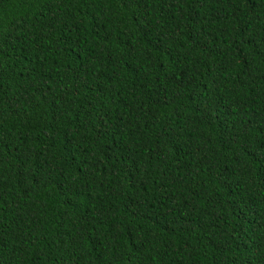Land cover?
<instances>
[{
	"label": "trees",
	"instance_id": "trees-1",
	"mask_svg": "<svg viewBox=\"0 0 264 264\" xmlns=\"http://www.w3.org/2000/svg\"><path fill=\"white\" fill-rule=\"evenodd\" d=\"M0 264H264V0H0Z\"/></svg>",
	"mask_w": 264,
	"mask_h": 264
}]
</instances>
